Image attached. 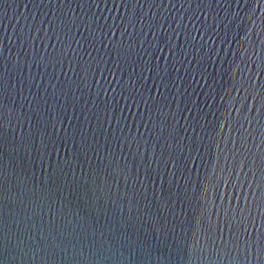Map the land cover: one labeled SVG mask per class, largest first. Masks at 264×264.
<instances>
[{
    "label": "water",
    "instance_id": "95a60500",
    "mask_svg": "<svg viewBox=\"0 0 264 264\" xmlns=\"http://www.w3.org/2000/svg\"><path fill=\"white\" fill-rule=\"evenodd\" d=\"M0 264H264V0H0Z\"/></svg>",
    "mask_w": 264,
    "mask_h": 264
}]
</instances>
